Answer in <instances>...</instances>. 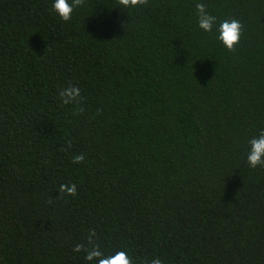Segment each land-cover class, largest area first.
<instances>
[{
  "label": "trees",
  "instance_id": "1",
  "mask_svg": "<svg viewBox=\"0 0 264 264\" xmlns=\"http://www.w3.org/2000/svg\"><path fill=\"white\" fill-rule=\"evenodd\" d=\"M53 2L0 0V264H94L73 250L90 230L134 264H264V167L247 163L264 0H86L68 23ZM199 2L244 24L234 52Z\"/></svg>",
  "mask_w": 264,
  "mask_h": 264
},
{
  "label": "clouds",
  "instance_id": "2",
  "mask_svg": "<svg viewBox=\"0 0 264 264\" xmlns=\"http://www.w3.org/2000/svg\"><path fill=\"white\" fill-rule=\"evenodd\" d=\"M119 7L139 10L149 5V0H116ZM86 0H54L52 10L58 15L60 20L65 23L71 22L73 13L77 9L84 8ZM197 26L205 33H215V39L221 42L228 52H234L236 46L240 44L243 35L244 24L237 18L217 19L208 11V6L199 2L195 5ZM59 97L64 105L75 104L79 106L82 102L81 90L78 86L69 84L59 90ZM84 109L77 107L75 113H82ZM247 163L252 169L264 167V130H261L257 136H253L248 141ZM67 147H71V142ZM84 156L82 154L75 155L72 162L75 164L82 163ZM58 193L70 197L77 195V186L75 183L61 184ZM95 230H90L87 242L78 243L73 249L76 252L83 251L85 259L94 264H134L132 256L125 250H117L113 253H105L101 250L94 237ZM150 264H164L159 258L155 257Z\"/></svg>",
  "mask_w": 264,
  "mask_h": 264
}]
</instances>
